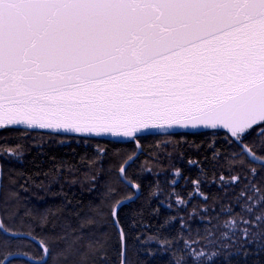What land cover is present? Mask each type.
I'll list each match as a JSON object with an SVG mask.
<instances>
[{
  "label": "snow or ice",
  "instance_id": "1",
  "mask_svg": "<svg viewBox=\"0 0 264 264\" xmlns=\"http://www.w3.org/2000/svg\"><path fill=\"white\" fill-rule=\"evenodd\" d=\"M174 134L208 138L213 162L228 170V178L218 176L221 195L201 189L209 175L216 184L215 170L201 168L205 180L190 181L188 199H211L203 214L225 217L219 238L211 219L202 239L183 217H165L151 233L142 212L121 224L118 212L143 195L128 191L140 186L126 173L142 154L140 140ZM117 138L135 150H113L121 161L113 175L102 166L109 152L101 141ZM71 140L94 147L86 196L83 188L79 196L64 190L77 183L67 179L76 165L55 156L46 171L13 167L42 169L45 143ZM26 147L36 151L30 162ZM0 158L10 165L6 181L0 165V264L20 257L25 264H112V228L119 264H161L165 254L166 264H264V0H0ZM170 166L171 187L187 186L182 169ZM105 172L97 202L94 185ZM32 188L60 203L41 209L21 195ZM151 195L159 198V184ZM31 244L38 253L23 250Z\"/></svg>",
  "mask_w": 264,
  "mask_h": 264
},
{
  "label": "trees",
  "instance_id": "2",
  "mask_svg": "<svg viewBox=\"0 0 264 264\" xmlns=\"http://www.w3.org/2000/svg\"><path fill=\"white\" fill-rule=\"evenodd\" d=\"M31 137H29V140ZM187 140L189 144L192 141H195L197 145H201L199 148L188 147L185 146L184 141ZM208 138L201 137L199 135L188 134L183 136L172 135V136H150L147 139H141L140 144L143 146L142 154L137 158L136 162L131 165L126 171L129 179L134 180L139 186L140 190H142L143 195H140V198L136 201L128 204L122 212H118V217L121 220V224H126L129 220L132 219L138 212L143 213V223L147 227L143 228L145 233L155 232L156 228L160 224V222L165 217L176 216L177 219L183 217L187 222V225L191 227L192 232L191 235L193 238L202 239L205 232V222L211 219L212 230L217 233V238H219V233L223 231L222 225L224 223L225 217L221 216L220 220L213 216L210 217L208 215L203 214V209L205 207H212V200L210 199L208 204H205L203 200L193 197L192 199H188L189 196H192L193 186L191 184L192 179L200 178L205 180V177L201 175V168L205 170V172L211 174L213 170H215L216 174V184H211L212 176L209 175L205 180V183L201 185V189L204 193L208 194L210 197H214L217 195H221L219 193L218 185H219V174L223 173L226 178H228V170L226 167H223L221 164L214 163L212 160L211 153L209 151V147L207 144ZM166 141H175L177 143H166ZM15 143L13 139L11 141ZM27 146L28 141H25ZM101 144L107 147L109 155L102 161V166L105 170L108 168L112 169L113 175H118V168L121 161L112 155L114 149L120 150L122 153H131L135 150L134 144H117V143H108L105 141H101ZM159 145V147H157ZM73 149L75 151L73 152ZM44 151L47 153L46 156L41 157L40 161L42 163V169H36L32 166L31 163L26 164H15L13 167L16 170H23L27 174L34 173L36 171L48 170L49 167L54 164L52 157L55 156L57 160H63L67 163H71L76 165V169L74 173L67 176L68 180L76 179L77 183L75 185L69 186L68 184H64V190L69 192L71 195L79 196L81 194V189L84 190V195H88V182L85 180V176L89 175L91 169L88 166V159L94 155V147L89 146L85 148L84 145L78 144L75 140H71L70 142H66L61 145L58 141L54 144H49L46 142ZM36 155V151L34 148L26 147L24 160L30 162L33 160ZM81 157H84V161H81ZM126 158V157H125ZM188 159H193L198 161L197 165H189L187 163ZM148 161L147 167L152 168L151 172L146 171L144 162ZM1 164L5 169V181L7 180V169L10 165L6 162L5 159L0 158ZM170 164H175L177 167L182 169V172L187 179V186H185L184 180L177 181L178 187H171V173L174 169L170 166ZM15 178V177H13ZM24 178H19L18 183H22ZM36 182L40 180H44L43 176L34 177ZM107 180L106 172L102 173L97 179L94 187H95V198L97 202L103 197V192L105 189V181ZM159 184V198L152 197L151 193L155 190V186ZM59 185L53 184L52 189L58 190ZM128 191L133 195L132 189H128ZM173 192H178L181 197H183L187 201V208H181L179 205L175 203L176 197L173 196L171 201L168 200V196ZM22 196H29L33 204H36L41 209L59 204L61 198L59 196H53L51 192L47 190L38 191L34 188L29 193L21 192ZM42 197V200H37V197ZM231 196V193H229ZM164 201V203H161ZM171 203L172 208L169 209L167 204ZM217 209L219 208V202L215 205ZM159 208L160 214H156L150 210ZM195 210L198 215L193 217L191 214ZM221 225V227H217V225ZM139 227V226H138ZM179 231V227L175 226L174 228L169 230L170 235H175V232ZM199 231V237L196 236V232ZM112 239H113V247L110 249L109 258L112 261V264H119L118 256L115 251V243L117 240L116 229L112 228ZM185 235L188 236L189 233L187 229L185 230ZM152 247H157L155 243L152 244ZM24 251H28L30 255L38 253L39 248L31 244L27 248L23 249ZM206 251L208 249H205ZM235 251V249H232ZM161 261V264H166L169 256L167 254L158 258ZM16 264H25L24 261L17 260Z\"/></svg>",
  "mask_w": 264,
  "mask_h": 264
},
{
  "label": "water",
  "instance_id": "3",
  "mask_svg": "<svg viewBox=\"0 0 264 264\" xmlns=\"http://www.w3.org/2000/svg\"><path fill=\"white\" fill-rule=\"evenodd\" d=\"M48 130H41V132H47ZM174 135H179V134H174ZM153 136H163V135H153ZM130 138H124V140H129ZM112 143H117V144H127V143H124L123 140H120L119 138H117L116 140H113ZM140 156V155H139ZM138 156V157H139ZM134 164V163H133ZM1 165V163H0ZM128 168H126V171H127ZM133 191V196H136L139 194L140 192V189L139 190H132ZM137 200V199H136ZM134 200V201H136ZM133 201V202H134ZM132 203V202H129V204ZM35 245V244H34ZM37 246V245H36ZM38 247V246H37ZM18 260H21V261H24L25 262V258L24 257H20Z\"/></svg>",
  "mask_w": 264,
  "mask_h": 264
},
{
  "label": "flooded vegetation",
  "instance_id": "4",
  "mask_svg": "<svg viewBox=\"0 0 264 264\" xmlns=\"http://www.w3.org/2000/svg\"><path fill=\"white\" fill-rule=\"evenodd\" d=\"M1 163V162H0ZM2 165V164H1Z\"/></svg>",
  "mask_w": 264,
  "mask_h": 264
}]
</instances>
